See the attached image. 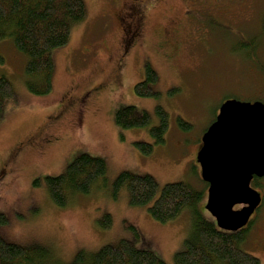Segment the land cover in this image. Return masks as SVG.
Listing matches in <instances>:
<instances>
[{
    "label": "rangeland",
    "instance_id": "rangeland-1",
    "mask_svg": "<svg viewBox=\"0 0 264 264\" xmlns=\"http://www.w3.org/2000/svg\"><path fill=\"white\" fill-rule=\"evenodd\" d=\"M84 2L86 20L51 54L53 88L47 95L28 90L27 57L13 39L0 41V77L15 92L0 118V236L47 249L51 264H69L81 250L93 253L121 240L174 264L193 228V212L161 223L148 210L154 199L133 206L128 189L114 199L113 183L123 171L152 176L158 195L169 183H187L203 193L196 208L212 220L197 155L225 98L264 103V0ZM142 13L146 17L139 19ZM128 26L139 30L131 44ZM246 40L256 43L254 50L241 46ZM146 64L158 73L157 97L134 92ZM126 106L148 112L150 126L118 127L115 114ZM159 106L169 114L165 143L144 156L135 143L154 141L149 128L159 124ZM180 119L191 128H181ZM47 137L51 144L40 147ZM81 154L103 158L108 173L90 194L63 208L52 201L45 178L64 174ZM107 214L110 228L101 225ZM260 235L258 228L248 232L244 248L264 264Z\"/></svg>",
    "mask_w": 264,
    "mask_h": 264
},
{
    "label": "trees",
    "instance_id": "trees-1",
    "mask_svg": "<svg viewBox=\"0 0 264 264\" xmlns=\"http://www.w3.org/2000/svg\"><path fill=\"white\" fill-rule=\"evenodd\" d=\"M87 15L84 0H0V41L11 37L15 47L26 55V85L32 94L43 96L52 91L54 62L51 54L69 42L74 26L84 22ZM262 29L264 32V22ZM255 45V42L247 40L241 42V46L250 50H254ZM144 72L145 78L135 86V94L157 97L160 93L153 87L158 83V73L150 64L145 65ZM14 96L12 82L1 76L0 118L6 101ZM157 114L159 124L149 128L154 141L135 143L144 156H150L156 145L165 143L169 114L161 106L157 107ZM115 123L122 129L148 128L151 115L134 106H126L117 110ZM179 125L184 130L191 128L189 123L181 119ZM107 173L108 164L103 158L81 154L64 174L46 177L45 181L52 201L64 208L76 196L90 194L93 186ZM38 184L39 181H36ZM123 189H128L133 206H144L154 199L148 210L152 218L161 223L176 219L185 210L193 212V228L184 249L176 254L174 264H262L260 258L244 248L247 243L246 231L222 230L213 218L208 220L198 212L196 204L202 199L203 193L191 185L184 182L169 183L158 195L159 185L152 176L123 171L113 183V198L117 199ZM112 224V216L105 215L101 225L110 228ZM125 225L127 230L137 233L135 226ZM52 259L51 253L43 247L26 248L0 236V264H51ZM69 264L167 263L154 252L121 240L117 244L105 245L97 252L81 250Z\"/></svg>",
    "mask_w": 264,
    "mask_h": 264
},
{
    "label": "water",
    "instance_id": "water-1",
    "mask_svg": "<svg viewBox=\"0 0 264 264\" xmlns=\"http://www.w3.org/2000/svg\"><path fill=\"white\" fill-rule=\"evenodd\" d=\"M197 162L209 185L207 211L217 226L243 229L261 203L251 181L264 176V103L225 101L202 138ZM239 205L244 207L236 210Z\"/></svg>",
    "mask_w": 264,
    "mask_h": 264
},
{
    "label": "flooded vegetation",
    "instance_id": "flooded-vegetation-1",
    "mask_svg": "<svg viewBox=\"0 0 264 264\" xmlns=\"http://www.w3.org/2000/svg\"><path fill=\"white\" fill-rule=\"evenodd\" d=\"M142 13L138 17L139 19H144L146 17V14ZM136 19V18H135ZM128 26L127 33L130 36V44L132 42V37L131 36H138L139 30L137 28H132ZM167 45V43H165ZM51 140H53L51 137L44 138L40 144H38L40 147H45L49 146L51 143ZM253 187L260 193L261 195V203L253 213V215L250 218L249 223L247 224L246 227H244L242 230L246 231L247 233L250 231H253L254 228H258L260 230V241L264 243V228L262 229V222L264 221V176L263 177H257L254 176L253 182H252ZM244 205H239L236 206V210H239L243 208ZM261 244V243H260Z\"/></svg>",
    "mask_w": 264,
    "mask_h": 264
}]
</instances>
